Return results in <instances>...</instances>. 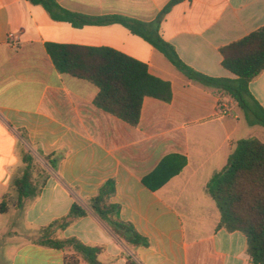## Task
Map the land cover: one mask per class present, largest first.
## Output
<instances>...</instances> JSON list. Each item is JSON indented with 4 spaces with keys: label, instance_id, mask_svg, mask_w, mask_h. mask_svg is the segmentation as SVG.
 Listing matches in <instances>:
<instances>
[{
    "label": "crops",
    "instance_id": "1",
    "mask_svg": "<svg viewBox=\"0 0 264 264\" xmlns=\"http://www.w3.org/2000/svg\"><path fill=\"white\" fill-rule=\"evenodd\" d=\"M171 1L58 3L92 18L138 21L139 30L162 37L196 71L234 79L222 65L221 48L264 26V0H180L158 21ZM48 43L124 53L170 82L173 99L145 98L140 123L133 127L95 106L96 85L58 72ZM249 89L264 109V72ZM251 137L264 142V127L249 125L229 95L188 79L122 24L75 27L53 20L29 0H0V203L8 197L11 204L9 212L0 214V222L5 221L0 236L27 237L12 243L10 264H64L65 251L39 245L36 237L74 203L88 215L56 230L55 236L104 247L99 256L104 264H125L127 256L141 264H252L247 237L218 228L221 215L206 192L235 143ZM24 149L43 161L47 174L40 195L17 209L13 181L24 173ZM53 154L62 156L56 169L42 158ZM165 159L167 171L181 170L153 192L143 179ZM109 179L116 180L112 201L120 205L121 220L131 222L149 240L148 247L132 249L119 241L90 209L89 200Z\"/></svg>",
    "mask_w": 264,
    "mask_h": 264
},
{
    "label": "trees",
    "instance_id": "2",
    "mask_svg": "<svg viewBox=\"0 0 264 264\" xmlns=\"http://www.w3.org/2000/svg\"><path fill=\"white\" fill-rule=\"evenodd\" d=\"M42 6L58 22H69L75 27L87 24L120 23L133 33L143 37L160 51L188 79L229 95L237 103L247 123L264 127V109L253 97L249 85L264 72V26L248 36L223 48L222 65L234 79L215 78L188 66L175 48L159 35L148 36L139 30L142 23L122 16L92 18L63 8L58 0H29ZM173 0L158 16L161 21L179 2ZM47 52L58 72L87 80L99 88L95 106L136 127L141 120L145 98L151 97L170 103L173 99L171 83L150 73L144 62L138 61L115 49L86 47L73 44L48 43ZM61 155H42L53 169ZM166 159L143 179V184L155 192L180 170L167 171ZM24 173L13 181L17 193L14 208H21L27 199L40 195L47 171L29 151H22ZM185 164V158H183ZM182 164V165H183ZM181 165V166H182ZM37 175L38 180L34 179ZM42 179V180H41ZM207 194L215 201L221 218L218 228L229 232H242L247 237V252L252 264H264V142L256 137L241 139L234 145L227 164L215 172L206 185ZM116 195V180L109 179L89 200L92 211L109 226L119 241L132 249L148 247L150 242L138 233L131 222L120 218V205L112 200ZM10 199L0 203V214L10 210ZM88 215L86 208L74 203L69 213L43 228L36 243L65 251L64 264H104L99 260L104 247L84 244L76 238L59 239L58 229H64L75 220ZM125 264H141L127 256Z\"/></svg>",
    "mask_w": 264,
    "mask_h": 264
},
{
    "label": "rangeland",
    "instance_id": "3",
    "mask_svg": "<svg viewBox=\"0 0 264 264\" xmlns=\"http://www.w3.org/2000/svg\"><path fill=\"white\" fill-rule=\"evenodd\" d=\"M203 85V84H202ZM43 164V161H41ZM42 180V179H41ZM5 222V221H4ZM4 222H0V225L2 228L4 227ZM9 222V221H6ZM2 223V224H1ZM16 227H12V231H14ZM11 231V232H12ZM27 238L25 235L23 236H17L13 233L11 234H5L4 236H0V264H10L11 254H12V243L15 240H25Z\"/></svg>",
    "mask_w": 264,
    "mask_h": 264
}]
</instances>
